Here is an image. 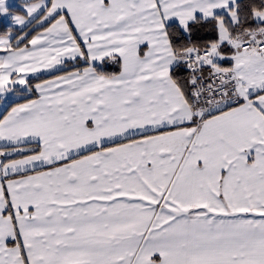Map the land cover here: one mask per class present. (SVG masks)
<instances>
[{
    "label": "snow or ice",
    "instance_id": "1",
    "mask_svg": "<svg viewBox=\"0 0 264 264\" xmlns=\"http://www.w3.org/2000/svg\"><path fill=\"white\" fill-rule=\"evenodd\" d=\"M12 7L0 264H264V0Z\"/></svg>",
    "mask_w": 264,
    "mask_h": 264
},
{
    "label": "rangeland",
    "instance_id": "2",
    "mask_svg": "<svg viewBox=\"0 0 264 264\" xmlns=\"http://www.w3.org/2000/svg\"><path fill=\"white\" fill-rule=\"evenodd\" d=\"M26 2H31V0H8V3L13 6L11 8V11L15 14H21V15L24 14L21 5ZM10 23H11L10 17L6 18L0 16V29L3 27H7ZM12 98H13L12 94H6L5 96L0 97V113L4 112L5 106L13 100Z\"/></svg>",
    "mask_w": 264,
    "mask_h": 264
},
{
    "label": "crops",
    "instance_id": "3",
    "mask_svg": "<svg viewBox=\"0 0 264 264\" xmlns=\"http://www.w3.org/2000/svg\"><path fill=\"white\" fill-rule=\"evenodd\" d=\"M33 34H34V33H33ZM70 63L75 64L74 61H73V62H70ZM78 66L82 68V67H84L85 65H84L83 62L81 61V63H80ZM102 67H104V68H106V67H107V68H110L112 71L109 72V73H116V72L119 71V65L116 64V63H114V62H112V61H110V60H106V61L104 62V64H103ZM117 69H118V70H117ZM68 70H73V69H72V68H69ZM57 74H62V73H57ZM45 77H46V79L51 78L50 76H47V75H46ZM39 82H40V81L35 82V83H39ZM35 83L33 84V86L35 85ZM27 95L31 96L30 93H27ZM32 98H35V97H32ZM12 99H13V100L5 106V109L7 108V109L10 110V107L14 106L13 101H16V102H22V101L19 100L18 97H15V96H13ZM3 113H4V112H3Z\"/></svg>",
    "mask_w": 264,
    "mask_h": 264
},
{
    "label": "trees",
    "instance_id": "4",
    "mask_svg": "<svg viewBox=\"0 0 264 264\" xmlns=\"http://www.w3.org/2000/svg\"><path fill=\"white\" fill-rule=\"evenodd\" d=\"M5 28H6V27L1 28L0 31H1V30L3 31V29H5ZM201 35H203V30L201 31ZM103 70L106 71V72H108V73L112 71L110 68H107V67H106V68L103 67ZM117 70H118V69H117ZM44 78H46V77H44ZM38 81H39V80H33V81H32V84H34L35 82H38Z\"/></svg>",
    "mask_w": 264,
    "mask_h": 264
}]
</instances>
